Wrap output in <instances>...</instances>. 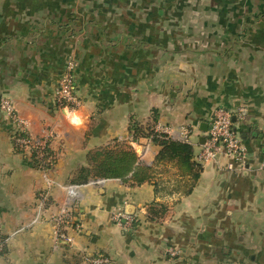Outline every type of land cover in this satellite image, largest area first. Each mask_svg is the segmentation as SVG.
Segmentation results:
<instances>
[{"label":"crops","instance_id":"crops-1","mask_svg":"<svg viewBox=\"0 0 264 264\" xmlns=\"http://www.w3.org/2000/svg\"><path fill=\"white\" fill-rule=\"evenodd\" d=\"M69 62L72 110L53 99ZM1 98L33 140L56 133V164L42 173L14 153L0 112V264H264V0H0ZM218 109L234 118L246 160L202 165L188 194L72 183L109 145L140 146L138 162L153 164L159 148L133 142L132 122L176 141L187 133L197 154ZM63 207L71 241L56 243L51 218ZM118 213L135 226L114 224Z\"/></svg>","mask_w":264,"mask_h":264},{"label":"trees","instance_id":"trees-1","mask_svg":"<svg viewBox=\"0 0 264 264\" xmlns=\"http://www.w3.org/2000/svg\"><path fill=\"white\" fill-rule=\"evenodd\" d=\"M129 131L133 142L149 140L159 148L151 166L140 164L134 150L127 144L109 145L89 153L88 166L75 171L72 183L86 184L89 179L120 180L131 186L151 183L161 195L188 194L203 168L194 159L195 147L156 132L153 125L142 126L132 122ZM18 135L23 136L22 133ZM12 144L14 153L26 156L14 141ZM43 162L44 169L52 171L56 156L50 147L44 151ZM31 166L38 169L35 163H31ZM170 169L174 170V178H168ZM67 226H71V223L65 222L61 226L64 233Z\"/></svg>","mask_w":264,"mask_h":264},{"label":"built area","instance_id":"built-area-1","mask_svg":"<svg viewBox=\"0 0 264 264\" xmlns=\"http://www.w3.org/2000/svg\"><path fill=\"white\" fill-rule=\"evenodd\" d=\"M74 64L69 62L64 69V73L58 80L56 89L54 91V103L59 109H74L79 101L75 96L74 92ZM0 112L6 116V118L11 120L12 126L10 129V139L15 142L16 146L21 148L24 155L30 158L31 163L37 165L38 170L42 173H48L44 169V151L47 147H50L52 142V135H44L39 140H33L27 131V125L21 119H18L14 112V107L12 102L7 98L0 99ZM241 112V111H239ZM155 131L161 133L158 128ZM22 133L23 136L20 137L18 134ZM165 134V133H164ZM187 133H184L182 142L187 144H192L191 139ZM203 145L196 144L198 146V152L194 157L195 161L204 165L208 162L220 163L221 158H228L232 163H228L226 168L232 170L234 165H242L246 160V154L241 141L238 138L236 131L234 130L232 115L223 109L216 110L208 124L207 131L204 136ZM149 141V140H148ZM13 145V144H12ZM14 148V146H13ZM242 167V166H240ZM264 168V163L260 165ZM48 201V194L43 193L39 195L38 202L39 208L42 209ZM54 219L56 227V232H54V241L56 243L60 241L70 242L71 239L66 236V234L61 230L60 226L65 222L70 223V209L63 207L58 215ZM114 224L124 228L129 229L133 226L134 219L124 214L113 215ZM170 256L175 255V251L168 249ZM87 264H110L108 258L98 255L90 256L85 258Z\"/></svg>","mask_w":264,"mask_h":264},{"label":"rangeland","instance_id":"rangeland-1","mask_svg":"<svg viewBox=\"0 0 264 264\" xmlns=\"http://www.w3.org/2000/svg\"><path fill=\"white\" fill-rule=\"evenodd\" d=\"M66 110H70V109H66ZM26 123V122H25ZM44 135H52L53 136V139H52V141L54 140V138H55V135H56V133L52 130V129H47V130H44V132L42 133V136L40 137V138H38V139H34V140H39V139H41L42 137H44ZM8 138H9V140H10V143H11V145H12V139H10L11 137H10V132H9V134H8ZM52 143V142H51ZM51 143H50V145H51ZM12 148H13V145H12ZM30 159V158H29ZM31 161V160H30ZM29 161V162H30ZM31 163V162H30ZM50 172V171H49ZM47 194V193H46ZM41 195V194H40ZM48 201H49V195H48ZM48 201H47V203H48ZM46 203V204H47ZM39 206V205H38ZM58 215V214H57ZM56 216H54V217H52L51 218V222H52V225H53V227H52V240H54V232H56V230H58V229H56V227L58 226V225H55V222H54V219H56L55 218ZM62 226V225H61ZM61 226H60V228H61ZM69 238V237H68ZM71 239V238H70ZM0 248H1V245H0ZM174 251V250H173ZM2 253V251L0 250V254Z\"/></svg>","mask_w":264,"mask_h":264},{"label":"water","instance_id":"water-1","mask_svg":"<svg viewBox=\"0 0 264 264\" xmlns=\"http://www.w3.org/2000/svg\"><path fill=\"white\" fill-rule=\"evenodd\" d=\"M232 120H234V118ZM204 126H205V129L203 131L206 132L207 131V128H208V125L207 124H204ZM204 140H205L204 138H200L198 140V144L200 146L203 145ZM141 153H142V148L140 146H135V154H136L137 158H140L141 157ZM60 242H65V241H60Z\"/></svg>","mask_w":264,"mask_h":264}]
</instances>
